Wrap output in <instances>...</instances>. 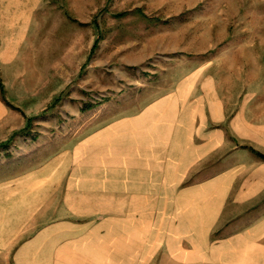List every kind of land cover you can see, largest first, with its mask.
<instances>
[{
  "label": "crops",
  "instance_id": "1",
  "mask_svg": "<svg viewBox=\"0 0 264 264\" xmlns=\"http://www.w3.org/2000/svg\"><path fill=\"white\" fill-rule=\"evenodd\" d=\"M229 3L255 70L110 87L86 19L0 0V264H264V0Z\"/></svg>",
  "mask_w": 264,
  "mask_h": 264
},
{
  "label": "rangeland",
  "instance_id": "2",
  "mask_svg": "<svg viewBox=\"0 0 264 264\" xmlns=\"http://www.w3.org/2000/svg\"><path fill=\"white\" fill-rule=\"evenodd\" d=\"M52 2L65 10L78 28L82 25L80 19L88 21L89 34L96 40L92 50L93 61L99 62L94 67L102 68L110 87L116 84L128 86L136 80L162 83L175 73L200 65L218 66L226 71L232 66L229 50L234 46H237V55L233 56L237 59V67L256 68L250 55L246 60L245 53L239 52L245 45L234 42L260 34V27L255 26L260 22V14L235 11L236 6L230 5L229 0ZM237 78L247 79L253 84L260 83V78L264 79L259 75ZM92 90V95L79 92L85 97L81 107L89 102L98 104L106 94H116L114 89L107 93H94ZM32 123L20 129L17 135L29 133V136H34L36 132H30L36 129ZM6 142L10 143V140Z\"/></svg>",
  "mask_w": 264,
  "mask_h": 264
},
{
  "label": "trees",
  "instance_id": "3",
  "mask_svg": "<svg viewBox=\"0 0 264 264\" xmlns=\"http://www.w3.org/2000/svg\"><path fill=\"white\" fill-rule=\"evenodd\" d=\"M0 86H1V83H0Z\"/></svg>",
  "mask_w": 264,
  "mask_h": 264
}]
</instances>
